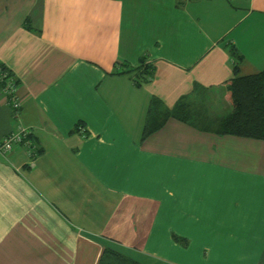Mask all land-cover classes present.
I'll return each mask as SVG.
<instances>
[{
  "label": "crops",
  "instance_id": "crops-1",
  "mask_svg": "<svg viewBox=\"0 0 264 264\" xmlns=\"http://www.w3.org/2000/svg\"><path fill=\"white\" fill-rule=\"evenodd\" d=\"M236 64L264 68V0H0L21 103L14 118L0 91V141L21 122L37 147L0 154V264H98L105 244L140 264H264V140L218 134L198 106L231 104ZM183 96L201 115L143 138L151 98Z\"/></svg>",
  "mask_w": 264,
  "mask_h": 264
},
{
  "label": "trees",
  "instance_id": "trees-1",
  "mask_svg": "<svg viewBox=\"0 0 264 264\" xmlns=\"http://www.w3.org/2000/svg\"><path fill=\"white\" fill-rule=\"evenodd\" d=\"M233 55L237 54L234 47ZM136 83L147 82L153 76V66L141 57L135 67ZM234 75L226 83L231 102V111L211 123L218 134H231L241 137L264 140V68L252 74H239L238 65L233 67ZM199 89V87H197ZM198 107L192 106L188 97H180L171 107H165L160 99L152 97L147 119L143 128V138L157 130L169 117L185 121L196 120L201 114ZM98 264H140L139 261L121 253L115 247L105 244Z\"/></svg>",
  "mask_w": 264,
  "mask_h": 264
},
{
  "label": "built area",
  "instance_id": "built-area-1",
  "mask_svg": "<svg viewBox=\"0 0 264 264\" xmlns=\"http://www.w3.org/2000/svg\"><path fill=\"white\" fill-rule=\"evenodd\" d=\"M16 85L15 77L3 66H0V91L9 97L12 116L19 119V108L21 103L19 99L14 96ZM19 149H25L30 161L33 160L37 154L32 128L21 122L9 131L0 141V154L7 156Z\"/></svg>",
  "mask_w": 264,
  "mask_h": 264
},
{
  "label": "rangeland",
  "instance_id": "rangeland-1",
  "mask_svg": "<svg viewBox=\"0 0 264 264\" xmlns=\"http://www.w3.org/2000/svg\"><path fill=\"white\" fill-rule=\"evenodd\" d=\"M199 109L207 112L209 115L223 116L231 111V104L223 100L222 93L209 92L200 99Z\"/></svg>",
  "mask_w": 264,
  "mask_h": 264
}]
</instances>
